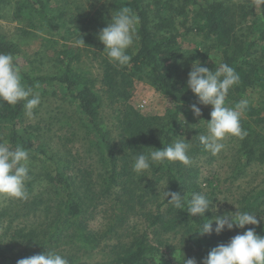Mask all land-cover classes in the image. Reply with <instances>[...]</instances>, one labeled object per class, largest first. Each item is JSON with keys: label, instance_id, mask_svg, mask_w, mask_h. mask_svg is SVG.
<instances>
[{"label": "trees", "instance_id": "16d2710c", "mask_svg": "<svg viewBox=\"0 0 264 264\" xmlns=\"http://www.w3.org/2000/svg\"><path fill=\"white\" fill-rule=\"evenodd\" d=\"M8 3H14L16 16L27 17L48 30L74 29L68 27L67 21L74 23V20L66 21L65 12H51L49 0H0V8ZM122 6L132 8L139 18L138 39L128 50L130 63L116 66L103 51L98 33L110 22L112 11ZM87 16L79 18L82 28L76 40L91 48L101 66L100 91L96 88L97 79L88 76L80 66L79 53L58 50L57 59L62 63L58 73L33 74L29 71V60L20 54L17 43L0 33V52L16 58L26 86L39 84L41 89L45 84L55 83L71 102L77 103L84 120L85 138L96 156L97 164L92 165L98 166L95 170L101 173L99 179H94L92 165L83 174L81 168L74 170L69 164H59V157L40 139L41 127L23 125L22 103L12 106L0 101V125L7 129L9 145L13 149L20 145L29 151L31 178L27 189L30 191L35 183L42 189L30 202L35 211L33 224L27 229L17 228L7 242L0 240V264H17L19 259L44 252L46 248L66 257L69 264H82V255L95 251L107 237L116 239L109 246L112 255L108 264H161L157 255L161 246L168 245L163 236L176 229L182 231L188 252L196 254L192 258L202 264L211 248L227 243L234 233L256 226L199 236L193 231L213 215L220 214L209 211L206 217L190 216L186 209L178 210L169 204L171 197L165 198L158 187V184L164 185V189L167 186L166 190L184 196L187 207L193 192L203 193L193 179L195 167L165 161L153 166L152 178H140L132 170L133 158L149 151L148 147L163 148L176 139H183L181 135L192 145L188 153L191 161L194 156L207 153L199 143L198 133L205 132L206 121L200 122V119H211L212 109L202 110L200 118L193 115L190 105L197 98L187 87L185 76L187 68H192L194 61H200L212 70L220 63H227L239 74L240 83L226 98L228 106H235L248 92L256 93V97L247 98L249 104L241 120L248 135L243 140L238 138L239 159L242 161L245 156L246 164L264 161V0L239 3L233 0H110L96 16ZM190 33L199 34L205 40L202 50L183 46L182 38ZM212 50L220 55L218 64L208 61ZM136 81L148 82L165 97L168 104L165 115L143 114L131 104L129 99ZM102 94L108 99L124 100L118 134L114 135L102 122ZM184 118L189 125H197L182 126ZM259 190L244 199L243 211L264 215V187ZM157 191L161 195H156ZM108 194L113 195L114 201L111 222L104 230L91 229L88 210L97 197ZM151 197L155 203L163 199L155 211L147 210L145 205ZM13 206L27 209L28 203L19 205L11 201L0 209V217ZM132 214L146 216L147 228L131 227L127 216ZM257 232L264 235V225ZM184 252L180 264L187 258Z\"/></svg>", "mask_w": 264, "mask_h": 264}, {"label": "rangeland", "instance_id": "374dc122", "mask_svg": "<svg viewBox=\"0 0 264 264\" xmlns=\"http://www.w3.org/2000/svg\"><path fill=\"white\" fill-rule=\"evenodd\" d=\"M110 0H49L51 12L57 14L65 12L68 19H73L74 23L67 21V25L71 29L48 30L36 24L27 17H18L15 15L14 3H8L0 8V33L7 36L10 40L17 43L20 54L29 60L30 72L33 74H55L58 73L62 63L57 59L56 51L69 50L73 54H80V66L91 77L97 79L96 88L101 90L100 77L102 74L99 62L94 59L93 53L88 49L89 46L77 42V36L81 33L82 21L81 15H88L87 18L97 15V11L107 5ZM234 2H242V0H233ZM93 24L90 25L92 28ZM105 25L104 27H106ZM183 46L189 50H202L205 40L199 34H187L182 38ZM208 61L219 63L220 55L212 50ZM191 68V66H190ZM187 68L186 75L190 72ZM43 88L38 89L41 95V105L35 110L33 119H29L25 115L24 124H30L41 127V140L45 141L47 146L59 158V164H69L74 170L81 168L85 174L86 168L96 163V156L90 150L88 141L85 138L86 129L84 120L79 113L76 102H71L61 86L57 84L43 85ZM104 96L103 106L101 108L102 122L106 128L111 130L113 134H118L120 130V119L124 100L108 99ZM256 97V93L248 92L244 99ZM130 102L138 108L143 114L147 115H165L167 111V101L165 97L155 89L151 84L144 81H136L134 89L131 91ZM197 102V101H196ZM195 102V103H196ZM205 109H212V106L198 105ZM44 127V128H42ZM7 129L0 125V139L7 141ZM2 142V140H0ZM8 142V141H7ZM223 143L225 148L217 155L213 156L209 151L199 156L192 158V163L195 167V175L193 179L197 180L204 194L213 200L214 205L218 206L217 214L223 215L225 212H235L239 208L243 211V201L246 197L251 196L255 192H259L264 187V161H253L244 163L245 156L240 160V141L237 137H227ZM49 152L50 154H53ZM96 153V152H95ZM59 154L64 157L61 158ZM240 158V159H239ZM31 168V166H30ZM99 167L92 165V175L94 179H99L100 171H96ZM76 172V171H74ZM159 189L164 193V185H160ZM42 190L38 184H34L29 191V199L26 201L16 200L0 195V209L9 204V202H18L19 205L28 203L27 209H22V206H13L9 213L0 217V240L7 242L9 235L19 227L28 228L35 220V211L32 210L30 202L33 195L37 191ZM156 195H161L158 191ZM113 195L108 194L104 197L96 198L88 210L87 216L89 227L91 229L104 230L111 222L113 212ZM217 197L220 198L219 201ZM154 197L146 201L147 210H156L158 203L154 202ZM148 202V203H147ZM23 203V204H22ZM236 206H235V205ZM30 208V209H29ZM32 208V209H31ZM32 210V211H29ZM29 211V212H28ZM19 213L16 217H12ZM262 216V215H260ZM264 216V215H263ZM259 219V216L257 217ZM147 220V221H146ZM129 225L136 226L139 229H146L149 221L146 216L139 214L127 216ZM264 225V220L261 221ZM243 232V231H242ZM238 232V233H242ZM238 233H234L235 236ZM232 236V237H233ZM231 237V238H232ZM182 231L172 230L163 236L164 242L168 245L161 246V251L157 255L161 264H180L182 255L185 250L187 258H192L194 251L188 252L186 240L183 239ZM116 239L107 237L92 253L82 255V264H108L111 258L110 244L115 243ZM198 264V263H197Z\"/></svg>", "mask_w": 264, "mask_h": 264}, {"label": "clouds", "instance_id": "9594fccd", "mask_svg": "<svg viewBox=\"0 0 264 264\" xmlns=\"http://www.w3.org/2000/svg\"><path fill=\"white\" fill-rule=\"evenodd\" d=\"M139 18L132 8L122 6L112 11L111 20L98 33L99 40L104 45L107 58L116 66H126L131 61L128 50L138 39L137 26ZM240 83V76L235 68L227 63L216 65L214 70L195 61L188 73L187 87L195 94L197 102L190 105L195 117H202V108L198 105L212 106L211 119L206 121L204 133H198L199 143L213 156L224 148L223 141L231 136L243 140L247 131L242 128L241 120L249 101L241 99L235 106H228L226 98L229 91ZM40 87L26 86L23 83L22 68L13 55L0 52V101L16 106L22 103L26 117L33 119L35 110L41 105V95L35 89ZM181 121V120H180ZM199 122V123H200ZM198 123V124H199ZM182 126L194 128L187 121H181ZM176 139L163 148L148 147L149 151L137 154L133 158L132 170L137 176L150 177L153 166L168 162H179L185 166L192 163L189 156L192 145L189 140ZM0 142V195L8 198L26 201L29 199L27 182L30 180V155L23 146L17 145L13 149L3 139ZM159 187V184H158ZM164 189V197L178 210L186 209L190 216L206 217L209 211L217 212L218 206L202 192H193L184 205V196L178 192ZM217 200L221 201L219 197ZM222 202V201H221ZM235 205V204H234ZM236 206V205H235ZM225 212L223 215H213L211 219L200 225L194 233L199 236L219 235L225 230L245 229L233 236L227 243H220L210 249L203 258L202 264H264V235L257 232L264 216L254 212L240 211ZM259 216V219L257 218ZM215 222V227H213ZM191 232V233H193ZM17 264H69L66 257L54 250L46 251L21 258ZM184 264H197L195 258H186Z\"/></svg>", "mask_w": 264, "mask_h": 264}]
</instances>
